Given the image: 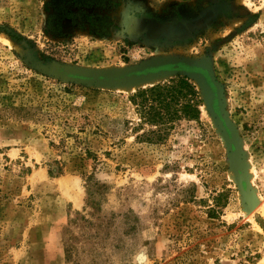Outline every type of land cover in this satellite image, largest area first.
Segmentation results:
<instances>
[{"label": "rangeland", "instance_id": "374dc122", "mask_svg": "<svg viewBox=\"0 0 264 264\" xmlns=\"http://www.w3.org/2000/svg\"><path fill=\"white\" fill-rule=\"evenodd\" d=\"M157 57L210 65L253 207L194 80L200 117L152 143L131 102L151 85L36 65ZM87 122L99 133L80 131ZM0 264H264V0H0Z\"/></svg>", "mask_w": 264, "mask_h": 264}, {"label": "water", "instance_id": "95a60500", "mask_svg": "<svg viewBox=\"0 0 264 264\" xmlns=\"http://www.w3.org/2000/svg\"><path fill=\"white\" fill-rule=\"evenodd\" d=\"M36 65L43 71L62 79L108 87L144 82L150 77L160 80L172 75H183L194 80L200 86L206 106L225 137L243 197L248 206L255 205L254 191L244 167L240 139L225 112L222 89L207 62L180 57H157L125 69L119 67L105 70L87 69L57 62L50 64L38 62ZM197 78L201 81L199 82ZM155 82L147 85L152 86Z\"/></svg>", "mask_w": 264, "mask_h": 264}, {"label": "trees", "instance_id": "16d2710c", "mask_svg": "<svg viewBox=\"0 0 264 264\" xmlns=\"http://www.w3.org/2000/svg\"><path fill=\"white\" fill-rule=\"evenodd\" d=\"M131 102L140 114V122L135 126L137 130L143 126L149 127L147 130L144 129L142 134H137V137L152 143L164 140L178 120L197 119L201 114V99L197 86L183 75L137 90L131 96ZM91 124L84 123L80 131L86 132V136L90 133H99L98 126L88 131V125ZM83 143L85 155L91 156L93 151L90 148V140ZM49 174L55 176L52 168L49 169Z\"/></svg>", "mask_w": 264, "mask_h": 264}, {"label": "bare ground", "instance_id": "6f19581e", "mask_svg": "<svg viewBox=\"0 0 264 264\" xmlns=\"http://www.w3.org/2000/svg\"><path fill=\"white\" fill-rule=\"evenodd\" d=\"M160 56V55H159ZM120 68H123V69H125V68H128V66H122V67H120ZM198 79V78H197ZM157 80H159V79H155V78H152V77H150L147 81H139V82H137V83H129V84H123V85H120L119 87H122V86H132V87H134V86H136V87H138V86H145V85H147V84H153V82L154 81H157ZM198 81L200 82L201 80H199L198 79ZM119 87H117V88H119ZM205 108H207V107H205ZM207 110V109H206Z\"/></svg>", "mask_w": 264, "mask_h": 264}]
</instances>
